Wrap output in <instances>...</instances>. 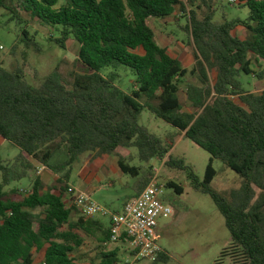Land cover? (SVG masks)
Instances as JSON below:
<instances>
[{
  "label": "trees",
  "instance_id": "obj_1",
  "mask_svg": "<svg viewBox=\"0 0 264 264\" xmlns=\"http://www.w3.org/2000/svg\"><path fill=\"white\" fill-rule=\"evenodd\" d=\"M234 5L248 9L246 20L216 23L212 0H0V9L11 14L8 22L22 25L23 12L59 30L53 42L60 48L73 39L84 70L67 84L56 68L34 88L21 68L0 67V138L20 150L14 164L0 158V264H35L42 250V264H81L74 255L84 238L98 248L89 264H120L118 249L104 246L109 225L82 217L64 197L72 165L85 153L136 149L138 160L149 164L173 149L175 134L163 140L139 124L145 110L211 156L202 181L183 159L169 156L164 165L187 172L190 186L208 195L223 216L230 241L214 264H264V91H246L240 80L264 79V69L257 74L253 69L264 68V0ZM202 8L199 18L196 10ZM177 9L186 15L183 30L195 50L191 70L158 44L151 26V20L169 19ZM236 28L250 36H234ZM21 37L26 48H38L25 29ZM119 67L135 77L129 94L116 86ZM183 90L189 111L180 102ZM212 160L242 179L228 199L210 187L216 176ZM32 161L56 175L57 185L44 191L36 177L25 196L17 188L5 191L27 177ZM118 167L123 174L141 175V168L122 158ZM146 177L139 193L151 173ZM166 188L183 194L173 182ZM168 261L162 252L152 264Z\"/></svg>",
  "mask_w": 264,
  "mask_h": 264
},
{
  "label": "rangeland",
  "instance_id": "obj_2",
  "mask_svg": "<svg viewBox=\"0 0 264 264\" xmlns=\"http://www.w3.org/2000/svg\"><path fill=\"white\" fill-rule=\"evenodd\" d=\"M212 9L215 12L214 21L216 23L232 19L246 20L248 17L246 7L231 5L228 0H212ZM205 11V8L197 9L198 17L201 18ZM10 17L11 14L8 11L0 9V47H2L0 67L9 71L21 68L28 84L34 88L40 86L56 68L59 69L67 84L72 83L75 75L84 73L82 65L77 60L79 45L73 39L67 41L66 48L62 49L53 42V39L60 36V31L56 28L46 27L39 20L23 12L19 13L23 21L22 25L17 24V21L8 22ZM186 21V15L177 9L169 19L151 20V26L158 44L166 48L171 56L179 58L185 69L191 70L195 50L190 37L183 30ZM23 29L37 43V49L33 47L28 49L23 44L21 37ZM233 35L243 39L248 38L250 33L243 28H236ZM260 66L264 67V64ZM253 69L257 74L264 68L253 65ZM118 73L120 78L116 86L129 94L135 80L133 73L124 67H119ZM240 80L246 91L254 94L264 91V79L259 80L256 75L242 76ZM179 98L183 108L189 111L184 90L179 94ZM139 124L163 140L167 135L175 134L173 149L163 159L151 160L149 164L138 160L136 149H129V152L120 150L124 153L125 161L129 166L141 168V175L138 177L123 174L115 163L114 155L95 156L93 153H85L72 165L69 188H74L75 192H85L91 189L89 196L94 202L111 213H117L121 211V206L127 196L134 195L140 190V181L148 178L146 176L149 173L153 176L152 170L157 169L159 183L165 190L162 200L170 206L173 212L170 218L161 219L158 222L157 243L169 257L166 264H214L230 241V234L223 216L208 195L195 191L190 186L187 172L169 169L164 165L169 156L183 159L202 181L211 156L190 140L185 139L183 133L177 132L170 125L155 118L147 110L141 114ZM19 152L17 147L0 138V158L5 163L14 164ZM127 156H130V159H127ZM32 164L33 169L27 173L25 179L11 183L4 190L17 188L19 195L25 196L31 190L36 177L41 178L44 191L57 185L56 175L46 168L39 174L38 168L41 165L33 161ZM212 167L216 176L210 187L228 199L232 191L240 188L242 179L218 160H212ZM169 182L181 186L183 194L177 195L173 189L166 188ZM110 183L114 186L110 187ZM126 185L128 188H125ZM64 201L67 205H71L68 193ZM34 214L38 215L39 211ZM102 221L109 225L108 218H103ZM96 249H98L97 245L91 239L84 238L83 246L76 251L74 257H79V260H82L81 264H89L97 254ZM107 249H118L120 264H152L145 260L135 262L127 247L122 243L111 245ZM43 255L44 250L35 253V264H42Z\"/></svg>",
  "mask_w": 264,
  "mask_h": 264
},
{
  "label": "built area",
  "instance_id": "obj_3",
  "mask_svg": "<svg viewBox=\"0 0 264 264\" xmlns=\"http://www.w3.org/2000/svg\"><path fill=\"white\" fill-rule=\"evenodd\" d=\"M234 5L237 0H228ZM2 47H0V50ZM44 167L38 168V173ZM153 176L144 189L134 198L127 201L122 210L111 213L108 209L94 202L85 193H77L69 188L72 204L80 215L87 219L108 218L110 227V240L105 247L124 244L135 262L145 260L155 262L163 252L157 243L158 222L168 219L173 212L164 200V188L158 180V170L153 169Z\"/></svg>",
  "mask_w": 264,
  "mask_h": 264
},
{
  "label": "crops",
  "instance_id": "obj_4",
  "mask_svg": "<svg viewBox=\"0 0 264 264\" xmlns=\"http://www.w3.org/2000/svg\"><path fill=\"white\" fill-rule=\"evenodd\" d=\"M120 150H124V151L129 152V150H127V149H117V151H116L114 154H112V155H114L115 158H116V159H115V163H116L117 165H118V160H119V158H122V159L125 160V155H124V153H122V151H120ZM126 158H127V159H130V156H127ZM41 167H42V166H41ZM109 186H110V187H113L114 185H113L112 183H110ZM125 188H128V185H126ZM90 191H91V189H90ZM90 191L88 190V191H85V192H79V193H85V194L89 195V194H90ZM77 193H78V192H77ZM138 194H139V190H138L134 195H129V196H127V198L124 200V202H123V204H122L120 210H122L124 204H125L127 201H129L130 199L134 198V197L137 196ZM96 219H101V220H102L103 218H96ZM158 228H159V226H158ZM158 228H157V230H158Z\"/></svg>",
  "mask_w": 264,
  "mask_h": 264
}]
</instances>
